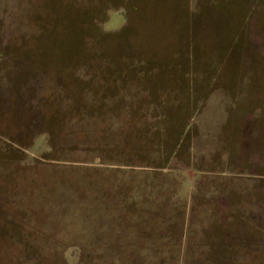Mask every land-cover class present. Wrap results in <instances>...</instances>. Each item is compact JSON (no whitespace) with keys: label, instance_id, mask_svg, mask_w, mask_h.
I'll use <instances>...</instances> for the list:
<instances>
[{"label":"rangeland","instance_id":"obj_1","mask_svg":"<svg viewBox=\"0 0 264 264\" xmlns=\"http://www.w3.org/2000/svg\"><path fill=\"white\" fill-rule=\"evenodd\" d=\"M0 264H264V0H0Z\"/></svg>","mask_w":264,"mask_h":264},{"label":"trees","instance_id":"obj_2","mask_svg":"<svg viewBox=\"0 0 264 264\" xmlns=\"http://www.w3.org/2000/svg\"><path fill=\"white\" fill-rule=\"evenodd\" d=\"M118 77H119L118 78L119 81H120V79H121L122 82L125 80L124 75L122 73L118 74Z\"/></svg>","mask_w":264,"mask_h":264}]
</instances>
